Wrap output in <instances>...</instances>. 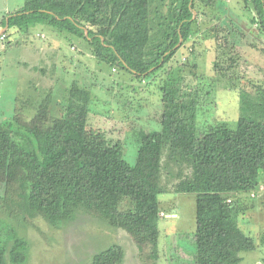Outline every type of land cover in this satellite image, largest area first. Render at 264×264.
Masks as SVG:
<instances>
[{"label": "trees", "instance_id": "1", "mask_svg": "<svg viewBox=\"0 0 264 264\" xmlns=\"http://www.w3.org/2000/svg\"><path fill=\"white\" fill-rule=\"evenodd\" d=\"M245 1L254 6L253 22L264 27L261 0ZM196 4L26 0L8 15L13 17L9 29L28 32L29 24L44 23L61 38L81 39L95 58L135 80L149 79L152 85L159 73L166 74L161 78L162 129L153 137L166 161L153 172L128 163L121 144L89 125L93 95L76 83L61 116L51 112L48 94L30 119L18 106L10 121L0 122V206L9 218L29 223L41 218L61 229L86 214L127 233L143 261L158 264L159 196L169 191L163 171L174 167L172 191L196 197L194 264H241V254L255 250L239 225L238 197L257 193L263 184L264 88L253 84L249 89L255 97L241 95L235 128L217 124L199 133L202 94L198 89L184 93L183 82L166 68L181 38L184 46L192 34ZM28 251L16 227L0 220V264H25ZM124 255L115 245L96 255L93 264H121Z\"/></svg>", "mask_w": 264, "mask_h": 264}, {"label": "rangeland", "instance_id": "2", "mask_svg": "<svg viewBox=\"0 0 264 264\" xmlns=\"http://www.w3.org/2000/svg\"><path fill=\"white\" fill-rule=\"evenodd\" d=\"M25 2L0 0V122L10 121L18 106L30 119L48 94L51 112L61 116L76 83L93 95L89 125L121 144L131 165L146 172L159 169L166 158L153 137L162 129L161 78L166 74L159 73L152 85L149 79L135 80L95 58L81 39L61 38L44 23L29 24L28 32L9 29L13 17L8 15ZM194 12L192 34L177 48L167 71L183 82L184 93L198 89L202 94L199 133L217 124L235 128L241 95L252 94L253 84L264 88V27L253 22L254 6L245 0H197ZM163 172L169 191L159 196L165 216L159 223L158 264H194L196 197L172 191L177 168ZM238 199L239 225L255 243V250L241 254V264H264V190ZM0 220L14 225L28 241L25 264H93L96 255L115 245L125 251L121 264H146L127 233L86 214L56 229L41 218L30 223L11 219L0 206Z\"/></svg>", "mask_w": 264, "mask_h": 264}, {"label": "built area", "instance_id": "3", "mask_svg": "<svg viewBox=\"0 0 264 264\" xmlns=\"http://www.w3.org/2000/svg\"><path fill=\"white\" fill-rule=\"evenodd\" d=\"M2 39H3V38H2ZM263 190H264V184H262V185L259 187V189H258L257 192H260V191H263ZM251 195H252L253 197H255L256 193L253 192ZM229 202H230V201H229ZM161 216H164V214H161Z\"/></svg>", "mask_w": 264, "mask_h": 264}, {"label": "water", "instance_id": "4", "mask_svg": "<svg viewBox=\"0 0 264 264\" xmlns=\"http://www.w3.org/2000/svg\"><path fill=\"white\" fill-rule=\"evenodd\" d=\"M194 18H195V12H194ZM1 28V27H0ZM6 29H8V25L6 24V27H5ZM85 33L87 34V31L85 30ZM1 36H2V33L0 32V38H1ZM182 42H183V39L181 38V40H180V42H179V44H178V46L177 47H179L181 44H182ZM176 47V48H177Z\"/></svg>", "mask_w": 264, "mask_h": 264}, {"label": "crops", "instance_id": "5", "mask_svg": "<svg viewBox=\"0 0 264 264\" xmlns=\"http://www.w3.org/2000/svg\"><path fill=\"white\" fill-rule=\"evenodd\" d=\"M162 214H164V213L162 212Z\"/></svg>", "mask_w": 264, "mask_h": 264}, {"label": "clouds", "instance_id": "6", "mask_svg": "<svg viewBox=\"0 0 264 264\" xmlns=\"http://www.w3.org/2000/svg\"><path fill=\"white\" fill-rule=\"evenodd\" d=\"M162 217V216H161ZM164 217V216H163Z\"/></svg>", "mask_w": 264, "mask_h": 264}]
</instances>
